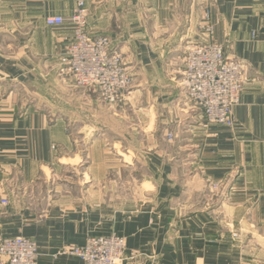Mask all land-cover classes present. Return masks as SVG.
I'll use <instances>...</instances> for the list:
<instances>
[{"label": "crops", "instance_id": "obj_1", "mask_svg": "<svg viewBox=\"0 0 264 264\" xmlns=\"http://www.w3.org/2000/svg\"><path fill=\"white\" fill-rule=\"evenodd\" d=\"M85 1L88 32L110 37L138 76L118 107L60 74L73 27L45 19L68 20L77 0H0L1 233L33 239L36 264H85L61 249L112 234L126 241L124 264H264V0ZM205 12L212 40L245 64L234 130L209 123L179 81ZM112 161L131 167L124 199Z\"/></svg>", "mask_w": 264, "mask_h": 264}, {"label": "built area", "instance_id": "obj_2", "mask_svg": "<svg viewBox=\"0 0 264 264\" xmlns=\"http://www.w3.org/2000/svg\"><path fill=\"white\" fill-rule=\"evenodd\" d=\"M88 16L86 1L78 0L68 20L61 15L46 18L48 26L70 23L73 27L70 43L61 55L60 74L72 85L98 91L104 103L119 105L127 100L133 75L126 68L122 53L113 49L109 37L88 32ZM207 20L202 26L206 37L185 56L180 84L188 101L209 123L234 130L237 128L234 109L243 89L245 64L226 55L225 47L212 40L214 27ZM0 204L8 206L9 198L2 197ZM125 247L126 241L119 235L92 236L85 246H66L60 254L77 256L85 264H124ZM38 254L33 239L4 236L0 231V264H36Z\"/></svg>", "mask_w": 264, "mask_h": 264}, {"label": "rangeland", "instance_id": "obj_3", "mask_svg": "<svg viewBox=\"0 0 264 264\" xmlns=\"http://www.w3.org/2000/svg\"><path fill=\"white\" fill-rule=\"evenodd\" d=\"M78 1V0H77ZM212 5H216V0H211V2H209V6L210 7H212ZM211 14H210V12H205V15H204V18H203V23H205V20H210L211 21ZM46 20V19H45ZM207 20V21H208ZM105 36H107V35H105ZM108 37V36H107ZM110 38V37H109ZM111 39V38H110ZM111 43H112V41H111ZM112 47H113V45H112ZM113 49H115L114 47H113ZM187 52H188V50H187ZM186 52V53H187ZM123 55V54H122ZM186 56V55H185ZM233 59H235V60H237V61H239V62H242V60L241 59H239V58H236V57H233ZM123 61H124V57H123ZM124 64H125V61H124ZM125 66H126V64H125ZM126 68L128 69V71L131 73V75H133V83H132V86L131 87H133V85L135 84V77H138L137 76V74H134V72L132 71V70H130L127 66H126ZM183 69H184V67H183ZM183 69H182V72H181V74H180V82H181V79H182V74H183ZM62 78V77H61ZM60 78V79H61ZM62 80V79H61ZM47 84H48V82H47ZM71 86H72V88L73 89H77V90H86V91H89V92H91V93H94L95 95H97V98H98V100H100V104H102V105H106L107 106V108L108 107H118V106H120V105H123L124 103H126L127 101H128V99L127 100H125V102L124 103H120L119 105H108V104H106V103H104L103 101H102V99L100 98V96H99V93H98V91H95V90H89V89H83V88H79V87H77V86H75V85H72V84H70ZM131 90V89H130ZM26 91H27V89H26ZM45 91V90H44ZM44 93V92H43ZM25 96V100L26 101H31L32 103H34L35 101H36V104H38L37 102H39L40 104H38V105H40V107L42 108V109H44V110H46V112L47 113H50V110H48V108H47V106H49V102H48V100H47V98L45 99V98H41V99H38L36 96H34V95H31V96H29V94H28V92H26V94L24 95ZM87 117L89 118V120L90 121H94L95 120V118L93 117V115H87ZM106 121H109L110 123H114L111 119H109V117L107 116V120ZM139 126H141V124H140V121H139ZM107 127H111V125H109V124H107L106 125ZM94 132V131H93ZM93 134V133H92ZM91 134V136H96L97 135V133H95V135L93 134L92 135ZM141 136V133H140V130H139V137ZM167 137H168V139L169 140H173V139H175L176 138V135H175V133L173 132V131H169L168 133H167ZM112 139H113V135L111 136H109V139H101L102 140V142L104 143V146H105V148L107 149V150H109L110 151V153L111 154H116V153H118V152H116V149H117V151L118 150H120L119 149V147H117V145H113L114 144V142H112ZM96 140V139H95ZM94 140V141H95ZM79 147H80V149H82L84 152L85 151H88V148L90 147L91 148V145L89 146V145H79ZM139 149H141V147H139ZM85 164H86V162H85ZM108 165L110 166V169L112 170V172H114V170L116 169H118V172H119V167H120V165H122V172H121V174H122V176L123 177H121V179H118V178H116V182H115V177H111V178H109V179H107L105 182H106V185H108V186H111V185H113L114 184V182H115V185L117 184V186H119V190H120V193H121V197H122V199H124L125 197H127L125 194L126 193H130V183L128 182V179L127 178H125V177H128L130 174H131V167L130 166H128V164H126V163H124V162H110V163H108ZM125 165V166H124ZM84 166V163H81L80 164V166H79V169L80 170H85L86 168H87V165H86V167H83ZM121 169V168H120ZM62 171H63V175H62V180L61 179H59L58 180V182L59 183H62V182H64V181H66L67 180V178L69 177V175H71L72 173H71V171H72V168H71V166L69 165V166H65V167H63L62 168ZM137 172V173H136ZM136 181L135 182H137V183H139V186H140V182L141 181H143V174H145V169H144V166L142 167V168H138V170H136ZM119 181H118V180ZM118 182H121L120 183V185H119V183ZM132 182H133V180H132Z\"/></svg>", "mask_w": 264, "mask_h": 264}]
</instances>
